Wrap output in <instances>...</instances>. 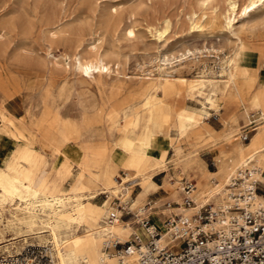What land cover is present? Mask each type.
I'll list each match as a JSON object with an SVG mask.
<instances>
[{"label":"bare ground","instance_id":"obj_1","mask_svg":"<svg viewBox=\"0 0 264 264\" xmlns=\"http://www.w3.org/2000/svg\"><path fill=\"white\" fill-rule=\"evenodd\" d=\"M245 1L202 0L197 12L190 18L193 27H199V22L207 16L211 20L220 18L221 26L235 37L234 45L230 53L224 56L220 68L224 79L219 82L206 80L200 84L205 91L204 101L209 103L214 116H220L223 128L221 132L211 128L201 115L173 106L169 97L177 89L162 79V72H166L165 64L157 66V77L141 79L138 86L124 89L126 93L114 106L112 119H109L110 132L112 134V130L117 128L118 137L112 135V139L109 138L108 141L104 140L101 132L93 129L105 122L100 113H85L79 122L74 123L61 120L47 105L35 107L29 98L25 97L20 104H15L12 101L15 94L0 96V132L3 134L0 139L4 138V142L8 144L0 149V156L9 154L8 148L14 144L33 148L50 156L52 163H58V178H70L72 181L66 190L60 189L54 193L53 187L48 185L41 191V173L38 172L31 181H27L24 178L26 168L16 167V164L0 168L2 192L21 203L13 213L0 216V222L3 219L8 226H23L30 233L37 231L41 235L38 237L48 241L54 250L53 264H132L103 253L106 237L112 236L120 242H126L129 240L130 230L127 224H121L120 221L107 223V201L101 205L92 204L98 195L108 193V196H117L122 191L129 193L131 185H137L142 192L133 201L136 205L143 195L157 189L153 177L167 172V164L171 163L173 169H180L182 174L191 171L199 179L198 189L195 185L191 194L194 205L178 204L173 207L169 218L173 219L177 215L190 218L198 214L201 207L211 203L214 210L224 209L227 206L224 185L238 168L247 165L249 169H257L256 173L252 172L255 178L256 175L260 176V171L264 172V70L260 62L254 63L264 59L260 55L264 50V43L257 44L253 26L244 32L235 29L233 25L236 20L240 21L241 26L248 23L250 16L264 6V0ZM62 2L63 0H19L12 3L11 10L0 11V38L6 32H20L23 39L14 43L12 50L16 64L23 63L24 57L32 62L35 58L40 59L38 51L45 48L48 51L43 57L44 61L34 62L38 72L52 74L53 68L63 59L64 73L77 75L86 82L104 85L103 76L111 72V66L106 62L109 55L95 46L88 47L87 53H83L79 51L82 40L75 38L69 41L64 37L66 34L79 37L80 33H85L96 40L94 37H97V30L101 27L96 24V18L100 19L104 27L125 36L133 34L132 28L121 24L122 18L117 17L116 10L100 12L99 0H82V19L78 24L73 20L69 22V16L61 6ZM8 6L10 5L4 4L0 8ZM161 23L158 30L160 37L169 28L166 18ZM35 33L43 36L42 42H27ZM56 35H60V41L67 44L70 51L61 54L59 58L48 57L51 55L49 49L56 42ZM250 38H256L257 41L250 42ZM10 46L11 41H0V54H4ZM116 87L122 88L120 85ZM220 110L225 112L223 117L219 114ZM249 111L258 112L260 122L253 129L248 142L243 144L239 140L241 134L238 133L249 124ZM205 117V120L209 118L207 115ZM240 118L247 122L246 125L239 124ZM164 140L171 151L166 162L165 153L155 146L163 144ZM110 146L114 149H110ZM201 149L211 152L216 171L207 169L199 155ZM114 165L118 170L123 169L129 177L120 185L115 178L118 170L112 172ZM102 167L105 171L99 179ZM73 168L75 174L72 173ZM170 175L167 174L169 183ZM214 177L220 182L212 179ZM208 181L212 187L207 186ZM95 182L100 185L97 190L92 188ZM121 186L122 191L119 190ZM223 195L224 201H221ZM257 200L264 202L260 195H257ZM154 206L156 203H151V207ZM165 207L171 208V203H166ZM143 210V205L138 211L135 210L139 221L145 217ZM135 217L134 214L132 218ZM104 220L106 225L103 224ZM163 227L157 241L166 245L170 241L168 230L165 225ZM23 240L26 241L24 238Z\"/></svg>","mask_w":264,"mask_h":264},{"label":"rangeland","instance_id":"obj_2","mask_svg":"<svg viewBox=\"0 0 264 264\" xmlns=\"http://www.w3.org/2000/svg\"><path fill=\"white\" fill-rule=\"evenodd\" d=\"M16 1L19 0H0V6L4 4L10 5L4 9L3 7L0 8V11L11 10L13 8L11 4ZM81 1L63 0L61 6L63 11L68 14L69 18L67 20L69 22L73 20L74 23L78 24L77 22L82 19L84 6ZM201 1L99 0L101 4L100 12L116 10L117 17L122 18L121 24L130 26L133 34L125 36L119 32H114L112 29L104 27L100 19L96 18V24L101 26L97 30V37H94L96 40H93L90 36H86L85 33H80L79 37L66 34L64 38L69 41L75 38L82 40L79 51H83V53H87L88 47L95 46L99 51L109 55L106 62L111 66V72L109 75L103 76L104 85L86 82L77 75L64 73L62 70L63 59H60V63L53 68L52 74H44L37 71L34 63L37 58H31L34 59V62H32L28 57H24L23 63L16 64L12 57L13 44L23 38L19 31L6 32L0 38V41H11V46L4 54H0V96L10 93L15 94L12 98L15 104H20L25 97L29 98L33 105H36L35 107L40 108L43 105H47L51 112L56 114L61 120L74 123L79 122L85 113H100L105 122L103 125L94 127L93 129L101 132L104 140L108 141L112 135L118 137L117 128H114L111 134L109 119H112L114 106L126 93L124 89L138 86L141 79L157 77V66L165 64L166 72H162V79L171 83L177 89L169 97L173 106L179 110H186L201 115L204 118V122L208 123L214 130L221 132L223 128L220 116H214V111L209 103L204 101L205 91L201 89L200 84L206 80L219 82L224 79L220 68L224 56L230 53L234 45L235 37L221 26L220 18L211 20L207 16L199 22V27L197 25L193 27L190 24V18L193 16V13L197 12L196 9ZM245 2V0H239V3ZM129 12H132V14L130 15ZM164 18L169 21V28L160 37L158 30H160L161 22ZM233 25L235 29H240L244 32L247 31L248 27L253 26L254 34L258 39L257 44L260 42L264 43V6L250 16L248 23L241 26L240 21L236 20ZM59 37L60 35H56V42L49 49L51 55L48 57L59 58L61 54H66L70 51L68 45L60 41ZM256 38H250L249 41L256 42ZM42 40L43 36L35 33L27 39V42H42ZM35 47L38 48L37 46ZM46 51L48 50L45 48L38 51L41 57L37 61H44L43 57L46 56ZM260 55L264 56V50ZM85 56L89 55L85 54ZM164 59L167 61L164 62ZM258 62H260V66L264 70V59L254 61L255 64ZM117 85H120L122 88L117 89ZM221 113L224 114L223 110L219 111V114ZM222 114L221 116L223 117ZM206 115L209 117L207 120H205ZM243 121L239 120V124L246 125L247 122ZM259 122L258 112L249 111V124H252H248L241 131L252 125L255 128ZM252 133L253 131L249 133V137ZM240 134L239 132L238 135ZM2 135V132H0V138ZM158 137L161 136L158 135ZM248 140L241 142L246 144ZM166 143L167 141L164 140L163 144L158 143L155 145L165 153V162L171 156L170 147ZM14 145L16 149L12 152L11 157H8V154L6 158H4V155L3 157L0 156V168H7L9 165L16 164V167L30 169L33 174L37 172L41 173L43 176L41 191H44L56 173V167L52 165L50 156L30 147ZM110 149H114V147L110 146ZM199 155L206 163L209 171H216V165L212 161L211 152L208 149H201ZM167 167V172L156 174L153 177L154 183L158 186L155 190L156 192L146 196L138 205L133 204V200L136 198L139 190L137 185H131L129 193L123 192L122 186L119 187V190L123 193L118 192L117 196H108V193L100 194L92 201V204L101 205L107 201V213L110 208L116 207V198H119L120 201L131 199V209L133 211H135V208L138 210L149 201L158 199L160 201L154 207L162 204L161 210L165 208L164 203H171V208L176 207L180 203L183 204L181 187L184 181H193L196 189H198L197 179L199 177L191 171L182 174L180 169H173L171 163H168ZM75 172L73 168L72 173L75 174ZM166 174H171L169 177L170 183L174 186V191H177L169 199L166 197L169 196L171 190L167 186H162V181ZM117 177H119V181L123 180V183L125 179H129L126 172L121 168H119L115 178ZM261 177L263 176L256 175V178L264 183V177ZM212 179L220 182L216 177ZM71 182L70 178L63 180L60 183L61 189L66 190ZM172 182L177 183V185ZM121 183L118 182V185ZM225 185L223 193L226 190ZM207 186L212 187L210 181L207 182ZM223 199L224 195L221 201H224ZM211 204L214 206L213 203ZM18 205H21V203L17 199L5 195L0 188V216L5 217L13 213L17 210ZM165 218V216H162V222ZM131 220L130 218L125 222H130ZM151 220L155 221V216H152ZM132 222L135 231L143 233L142 230L137 228L136 223L134 224L135 221ZM163 229L164 227H162ZM36 232L30 233L25 231V227L23 226H8L5 220L2 219L0 222V263L2 259L7 257H23L27 258L28 263L32 264H53L54 250H52V246L48 241H43L38 237L41 235ZM23 238L26 239L25 242Z\"/></svg>","mask_w":264,"mask_h":264},{"label":"built area","instance_id":"obj_3","mask_svg":"<svg viewBox=\"0 0 264 264\" xmlns=\"http://www.w3.org/2000/svg\"><path fill=\"white\" fill-rule=\"evenodd\" d=\"M253 129L254 125L243 130L241 141H247ZM257 171L245 165L229 177L224 209L214 210L212 204H207L190 218L178 215L165 218L168 244L158 243L161 228L148 216L136 223L143 233L132 232L126 242L108 237L103 243V253L132 264H264V202L257 200L259 193L264 200V183L253 177L252 172ZM259 175L264 177V172ZM116 181L123 180L117 177ZM194 189L193 181H184V206L194 205L191 198ZM116 200V207L110 208L107 215L108 224L134 217L131 199ZM147 205L143 214L148 215ZM0 264L32 263L23 257H7Z\"/></svg>","mask_w":264,"mask_h":264},{"label":"crops","instance_id":"obj_4","mask_svg":"<svg viewBox=\"0 0 264 264\" xmlns=\"http://www.w3.org/2000/svg\"><path fill=\"white\" fill-rule=\"evenodd\" d=\"M223 113L224 114H222V115H225V112L223 111ZM240 120H242V118H240ZM210 126V125H209ZM212 128V127H211ZM241 133V132H240ZM250 138V137H249ZM241 141V140H240ZM3 146H8V144H6L5 142H4V138H3V140L2 139H0V149L1 148H3L4 149V147ZM9 154H8V157H11V155H12V152H14L15 151V149H16V147H15V145H13V146H9ZM160 150V149H159ZM7 152H8V150H7ZM4 155V154H3ZM7 156V155H6ZM6 156L4 157V158H6ZM52 165L53 166H55L56 167V173H55V175H54V177L52 178V180L49 182V184L48 185H51L52 187H53V192L54 193H56L58 190H60L61 189V187H60V183L64 180V179H60V178H58L57 177V170H58V163L57 162H53L52 163ZM141 167H142V165H141ZM105 168L104 167H102L101 168V170H100V173H99V179H101L102 177H103V174H104V170ZM118 170V168H117V166L116 165H114L113 166V168H112V172L113 173H115L116 171ZM38 173V172H37ZM36 173V174H37ZM24 178L27 180V181H31L35 176H36V174H33V172L30 170V169H28V168H26L25 169V171H24ZM29 176V177H28ZM49 177H52V176H49ZM154 182V181H153ZM42 185H43V179L41 180V182H40V185H39V187L41 188L42 187ZM47 185V186H48ZM162 186H164V187H166L167 186V188L169 189V190H171V192L169 193V196L168 197H166L167 199H169V198H171V196H172V194L175 192L174 191V186L172 185V184H170L168 181H167V174L165 175V177H164V179H163V181H162ZM161 186V187H162ZM94 190H97V189H99L100 188V185H99V182H95L94 183V185H93V187H92ZM139 188V187H138ZM158 188V187H157ZM142 191H141V189L139 188V190H138V192H137V195H136V198L133 200V201H135V200H137V198H138V196H139V194L141 193ZM154 192H156L155 190L154 191H151L150 193H148V194H145V195H143L140 199H139V202L136 204V205H138L146 196H148L149 194H151V193H154ZM160 200L158 199V200H152V201H149V202H147L146 204H148V215L147 214H144L145 215V217H148V216H150L151 215V217L153 216H155V223L160 227V228H162L163 226H164V221L162 222V216H166V217H169L170 216V214H171V211H172V209L173 208H164L163 210H161L160 208L162 207V204L161 205H159L158 207H154V208H152L151 207V203H158ZM164 204H166V203H164ZM143 207H144V205H143ZM135 210L136 211H138L136 208H135ZM136 211H133V213L136 215V217L135 218H132V220L130 221V222H121V224H127L128 226H129V238H130V234L132 233V232H137V231H135V228L132 226V224H133V222L132 221H135L134 222V224L135 223H137L138 221H139V217H137V213L138 212H136ZM144 211V210H143ZM108 214V213H107ZM106 218V217H105ZM160 223V224H159ZM103 224L104 225H106V223H105V220H104V222H103Z\"/></svg>","mask_w":264,"mask_h":264}]
</instances>
